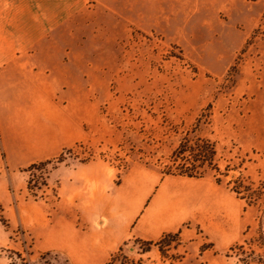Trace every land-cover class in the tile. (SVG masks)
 Masks as SVG:
<instances>
[{"label":"rangeland","instance_id":"obj_1","mask_svg":"<svg viewBox=\"0 0 264 264\" xmlns=\"http://www.w3.org/2000/svg\"><path fill=\"white\" fill-rule=\"evenodd\" d=\"M69 3L38 73L0 76V264H82L49 233L98 232V184L132 172L141 185L128 180L116 203L154 205L166 187L153 178L181 170L220 183L240 209L241 238L220 260L264 264V0ZM196 233L198 251L168 234L108 264H159L157 245L175 264H203L213 245Z\"/></svg>","mask_w":264,"mask_h":264},{"label":"crops","instance_id":"obj_2","mask_svg":"<svg viewBox=\"0 0 264 264\" xmlns=\"http://www.w3.org/2000/svg\"><path fill=\"white\" fill-rule=\"evenodd\" d=\"M54 1L0 0V76L8 72L38 73V64L44 60L49 38L65 27L71 14L69 0L61 9L55 7ZM58 14L62 16L56 22ZM42 67L43 72L48 71L47 67ZM141 172L145 173H137ZM130 174L132 172L115 187L98 184V232L49 233L51 241L54 243L55 238L62 237L64 249L67 245L82 250L86 255L82 264H108L121 249H127L134 257L137 242L156 243L168 234L180 233L188 252L194 246L198 251L200 235L196 230L199 228L213 245L202 251L208 260L203 264H228L220 260V255L238 244L241 238L240 209L231 210V195L220 183L202 177L162 176L157 181V178L152 181L150 177H144L143 182L152 181L159 187L158 191L166 187L159 203L151 205L152 196L147 203L127 202L123 206V201L116 202L127 181L137 187L141 185L139 178L132 179ZM199 197L203 201L210 197L214 203L211 206L189 204V199ZM98 254L101 255L99 263Z\"/></svg>","mask_w":264,"mask_h":264},{"label":"built area","instance_id":"obj_3","mask_svg":"<svg viewBox=\"0 0 264 264\" xmlns=\"http://www.w3.org/2000/svg\"><path fill=\"white\" fill-rule=\"evenodd\" d=\"M165 240H166V237L163 236L160 241H162V243H165ZM172 241L173 240H171L170 243H173ZM167 242L169 243V241H167ZM156 248H157V253H158V263L159 264H175V262L171 256H169V255L165 256V255L161 254V250L159 249V245H157ZM169 248H170L169 244H164V246H163L164 250H168ZM146 254H148V253L146 252ZM144 255H142V256H144ZM142 256H140L141 259H138L139 262H141L143 260ZM129 264H139V263H137V261H136L135 263H129ZM141 264H143V263L141 262Z\"/></svg>","mask_w":264,"mask_h":264},{"label":"trees","instance_id":"obj_4","mask_svg":"<svg viewBox=\"0 0 264 264\" xmlns=\"http://www.w3.org/2000/svg\"><path fill=\"white\" fill-rule=\"evenodd\" d=\"M181 151V150H180ZM179 151V152H180ZM200 152H201V150L200 151H198L197 150V153H193L192 155H194V156H192V159L193 160H196V162H200L199 160L201 159V158H203V156L202 155H200ZM183 155V153H180V156H182ZM191 154H189L188 155V159H186V160H190L191 159ZM190 158V159H189ZM187 165L186 164H184V169L186 170L187 169V167H186ZM187 171V170H186ZM177 176H183V177H195V175H193V173H189V172H184V171H179L178 172V174H177Z\"/></svg>","mask_w":264,"mask_h":264}]
</instances>
